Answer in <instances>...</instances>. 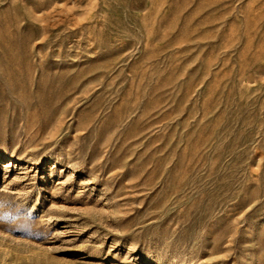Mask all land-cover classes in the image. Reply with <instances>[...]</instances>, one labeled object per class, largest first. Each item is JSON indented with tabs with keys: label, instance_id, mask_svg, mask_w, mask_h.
Segmentation results:
<instances>
[{
	"label": "rangeland",
	"instance_id": "374dc122",
	"mask_svg": "<svg viewBox=\"0 0 264 264\" xmlns=\"http://www.w3.org/2000/svg\"><path fill=\"white\" fill-rule=\"evenodd\" d=\"M0 264H264V0H0Z\"/></svg>",
	"mask_w": 264,
	"mask_h": 264
}]
</instances>
